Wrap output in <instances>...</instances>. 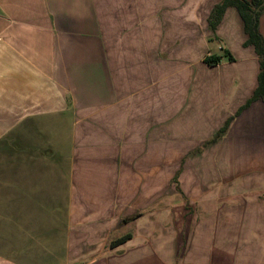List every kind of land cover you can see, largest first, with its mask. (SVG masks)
<instances>
[{
	"label": "crops",
	"instance_id": "0c3cea01",
	"mask_svg": "<svg viewBox=\"0 0 264 264\" xmlns=\"http://www.w3.org/2000/svg\"><path fill=\"white\" fill-rule=\"evenodd\" d=\"M221 2L0 0V264H264L249 189L185 183L235 129L264 147L260 59L235 8L209 28ZM191 198L217 215L180 231Z\"/></svg>",
	"mask_w": 264,
	"mask_h": 264
},
{
	"label": "rangeland",
	"instance_id": "374dc122",
	"mask_svg": "<svg viewBox=\"0 0 264 264\" xmlns=\"http://www.w3.org/2000/svg\"><path fill=\"white\" fill-rule=\"evenodd\" d=\"M236 130V129H235ZM233 130L228 135V143L233 149L237 148V154L221 153V146L206 154L202 159L188 160L185 164L187 176L185 183L193 189V183L206 185L212 184H243L249 190L240 194L245 206L255 204L263 209L264 205V153L256 152L259 148L244 137H239L237 131ZM240 131V129H238ZM237 143V144H236ZM224 144V146L226 145ZM227 151V149H226ZM234 183V184H232ZM203 188V189H204ZM208 203H218L219 197L207 198ZM254 202H250V201ZM206 199L191 198L189 207H175L171 212L172 221L180 231H185L189 227L188 217L200 215H217L218 204L212 209H208L204 204ZM190 215V216H189Z\"/></svg>",
	"mask_w": 264,
	"mask_h": 264
},
{
	"label": "trees",
	"instance_id": "16d2710c",
	"mask_svg": "<svg viewBox=\"0 0 264 264\" xmlns=\"http://www.w3.org/2000/svg\"><path fill=\"white\" fill-rule=\"evenodd\" d=\"M229 7L235 8L242 20L243 29L247 36L244 43L245 46H252L255 54L260 59L257 88L252 98L245 105L246 107L252 102L264 98V39L258 29V19L264 8V0H222L221 3L214 6L209 16L208 24L212 31L216 29L225 10ZM227 58L231 59L230 55H228ZM219 61L220 58L217 56L205 59V62L209 65H216ZM228 124L229 121H227L225 127H223L222 130L208 143H213L222 136L225 133Z\"/></svg>",
	"mask_w": 264,
	"mask_h": 264
}]
</instances>
